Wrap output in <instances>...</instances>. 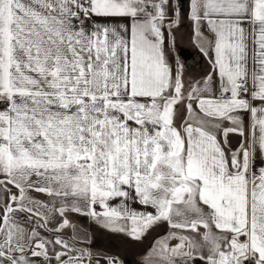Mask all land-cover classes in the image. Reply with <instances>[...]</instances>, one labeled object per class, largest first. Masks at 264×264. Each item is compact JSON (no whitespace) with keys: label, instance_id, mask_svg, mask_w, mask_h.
<instances>
[{"label":"snow or ice","instance_id":"6c2138e0","mask_svg":"<svg viewBox=\"0 0 264 264\" xmlns=\"http://www.w3.org/2000/svg\"><path fill=\"white\" fill-rule=\"evenodd\" d=\"M182 12L0 0V264H92L72 214L166 226L144 264H264V0H188L211 70L187 84Z\"/></svg>","mask_w":264,"mask_h":264},{"label":"flooded vegetation","instance_id":"af4514ba","mask_svg":"<svg viewBox=\"0 0 264 264\" xmlns=\"http://www.w3.org/2000/svg\"><path fill=\"white\" fill-rule=\"evenodd\" d=\"M179 2L183 6H186L188 4L187 0H179ZM178 47L179 49L177 52V59L181 63L182 58L179 54V50L181 47H184L188 50V55H192L193 53L199 54L196 66H193L190 69H186L184 67V70L187 72H200L201 68L204 67L205 56L199 51V49L185 46ZM77 217L80 222L86 224L80 226L88 230L87 234L80 236V238L84 241V243L80 246L90 249L91 253L95 251L101 253L100 255H95L99 258L101 257L106 260L107 258H113L117 264H142V258L145 257L144 255L148 252V249L154 243V238H158L159 236H162L167 232L166 226L154 228L148 231L144 238L136 241L131 239L130 237H127L123 233L112 232L102 228L99 224H97L94 220L87 216L77 214ZM71 234V229H69L67 235Z\"/></svg>","mask_w":264,"mask_h":264},{"label":"rangeland","instance_id":"374dc122","mask_svg":"<svg viewBox=\"0 0 264 264\" xmlns=\"http://www.w3.org/2000/svg\"><path fill=\"white\" fill-rule=\"evenodd\" d=\"M176 0H173V3H175ZM185 12V11H184ZM171 15V14H169ZM187 14L182 13L181 14V20L178 26H176L171 33V36L169 35V30H168V25L165 27L166 28V36H165V52L166 55L169 59V62L171 63L173 69H177L178 67L183 68V73H184V80L185 83L187 84L189 81H192L194 79H200L201 76L205 75L208 71H210V65L208 63V59L204 57V69L201 72H187L184 70L183 64L177 59L178 58V46H185V47H191V48H197L196 40L194 37V31H193V25L192 23L186 18ZM167 21V19H166ZM207 35V33H205ZM168 45L171 49V52L169 53L168 51ZM171 56H170V55ZM206 64V65H205ZM193 70V69H192ZM69 219L75 224L79 230V237L83 236L88 233V230L84 227H81L80 225H86L85 223L80 222V220L77 217V214H72ZM152 233V232H150ZM164 235V234H163ZM162 235V236H163ZM157 239V237L154 238V241ZM151 247L148 249V252L144 255L145 258L148 256V253L150 251ZM99 252H92L93 255H100L101 253Z\"/></svg>","mask_w":264,"mask_h":264},{"label":"crops","instance_id":"0c3cea01","mask_svg":"<svg viewBox=\"0 0 264 264\" xmlns=\"http://www.w3.org/2000/svg\"><path fill=\"white\" fill-rule=\"evenodd\" d=\"M188 1V0H187ZM187 11H188V4L185 6V12H186V14H187ZM184 12V13H185ZM182 14V13H181ZM168 25V20L166 21L165 20V22H164V28H163V31H164V34H165V36H166V26ZM166 45V44H165ZM250 47H251V44L249 45ZM168 51H169V53L171 52V49H170V47H169V45H168ZM170 55V54H169ZM172 55V54H171ZM170 55V56H171ZM206 59H208L207 57H205ZM206 65V64H205ZM205 67V66H204ZM204 67L203 68H201V72L203 71V69H204ZM211 70V69H210ZM202 77V76H201ZM200 77V78H201ZM238 139H239V137H237L236 135H230L229 136V141H230V143H231V145L232 146H238ZM135 207H137V209H139L140 208V206L139 205H135ZM97 259H99V264H107V260L106 259H104V258H99V257H97V256H95V255H92V264H96V261H97ZM144 261H145V257H143L142 258V264L144 263ZM117 264V263H116Z\"/></svg>","mask_w":264,"mask_h":264},{"label":"water","instance_id":"95a60500","mask_svg":"<svg viewBox=\"0 0 264 264\" xmlns=\"http://www.w3.org/2000/svg\"><path fill=\"white\" fill-rule=\"evenodd\" d=\"M185 11V6H183V12ZM182 12V13H183ZM188 50L184 47H181L179 50V54L182 58V64L186 69H190L193 66H196L199 58L198 53H193L192 55H188Z\"/></svg>","mask_w":264,"mask_h":264}]
</instances>
